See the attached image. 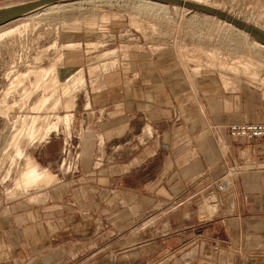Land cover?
Wrapping results in <instances>:
<instances>
[{
    "label": "rangeland",
    "instance_id": "1",
    "mask_svg": "<svg viewBox=\"0 0 264 264\" xmlns=\"http://www.w3.org/2000/svg\"><path fill=\"white\" fill-rule=\"evenodd\" d=\"M24 1L0 0V7ZM206 1L264 27V0ZM157 3L59 0L0 26V215L45 200L57 183L86 177L87 164L99 169L153 138L162 141L178 111L169 121L146 119L111 141L87 133L93 97L115 91L141 64L155 61L178 71L191 114L206 115L207 130L217 138L230 134L232 123L264 115V48L217 15ZM42 173L52 179L22 186ZM205 197L198 203L210 211ZM163 218L150 214L126 235L115 234L109 222L97 223L95 264H137L152 234L163 229Z\"/></svg>",
    "mask_w": 264,
    "mask_h": 264
},
{
    "label": "crops",
    "instance_id": "2",
    "mask_svg": "<svg viewBox=\"0 0 264 264\" xmlns=\"http://www.w3.org/2000/svg\"><path fill=\"white\" fill-rule=\"evenodd\" d=\"M155 64L137 66L115 91L93 97L87 133L111 141L146 119L169 121L178 111V121L162 141L153 138L99 169L87 164L86 177L0 215V264H95L97 223L126 235L154 213L164 214L163 229L137 264H264V137L208 132L207 116L191 114V100L181 96L180 73ZM229 170V187L207 199L212 210H202L206 197L197 192Z\"/></svg>",
    "mask_w": 264,
    "mask_h": 264
},
{
    "label": "water",
    "instance_id": "3",
    "mask_svg": "<svg viewBox=\"0 0 264 264\" xmlns=\"http://www.w3.org/2000/svg\"><path fill=\"white\" fill-rule=\"evenodd\" d=\"M59 0H28L20 3H15L0 7V26L8 23L12 20H15L22 15L37 9L41 6L57 2ZM164 2L178 3L183 4L189 8L196 10L208 12L219 16L222 19H225L239 28H242L248 31L254 38L258 41L264 43V28L260 27L254 23L248 22L236 15H233L229 11L221 9L219 7L212 6L207 3L198 2L195 0H158Z\"/></svg>",
    "mask_w": 264,
    "mask_h": 264
},
{
    "label": "built area",
    "instance_id": "4",
    "mask_svg": "<svg viewBox=\"0 0 264 264\" xmlns=\"http://www.w3.org/2000/svg\"><path fill=\"white\" fill-rule=\"evenodd\" d=\"M228 131L230 135L238 138L256 140L264 137V120L253 122H235L229 125ZM234 171H227L226 174L220 177H210L207 184L206 192L200 190L197 192L203 194V196L213 197V195L219 190H225L230 185V178Z\"/></svg>",
    "mask_w": 264,
    "mask_h": 264
},
{
    "label": "bare ground",
    "instance_id": "5",
    "mask_svg": "<svg viewBox=\"0 0 264 264\" xmlns=\"http://www.w3.org/2000/svg\"><path fill=\"white\" fill-rule=\"evenodd\" d=\"M146 1H152V2H157V0H146ZM195 1H198V2H202V3H207V4H210V5H212V6H215V7H219V8H221V9H224V8H222L221 6H219V5H215V4H211V3H209V2H207L206 0H195ZM160 1H158V3H159ZM157 3V4H158ZM160 4V3H159ZM174 4H177V5H175V6H182V7H187V6H185V5H183V4H178V3H174ZM224 10H226V9H224ZM226 11H228V10H226ZM230 13H232L233 15H236L235 13H233V12H231V11H229ZM213 15H215V14H213ZM216 16V15H215ZM236 16H238V15H236ZM239 17V16H238ZM221 20H224V21H226V22H228V23H230V24H232V25H234L233 23H231V22H229V21H227V20H225V19H222V18H220ZM16 20V19H15ZM12 21H14V20H12ZM12 21H10V22H12ZM225 22V23H226ZM231 26V25H230ZM235 27H237L236 25H234ZM261 27V26H260ZM238 28V27H237ZM264 28V27H263ZM240 30H242L243 32H244V34L246 35V36H248V37H250V38H252V40H253V43L255 44V45H257V46H260V47H262V48H264V43H262V42H260V41H258L256 38H254L248 31H246V30H244V29H242V28H239ZM11 32V31H10ZM5 34H3V36H4ZM54 70H55V66H52L49 70H44V76H46L47 75V73H52V72H54ZM63 87V86H62ZM64 87H65V89H66V91L65 92H69V90H70V86H69V83H68V81L66 82V83H64ZM51 94V93H50ZM49 100H50V97H48L46 100H45V103H43L40 107H39V109H38V111H40L44 106H46V103L47 102H49ZM69 106H71V104L69 105ZM67 116V115H66ZM38 119V117L36 118V120ZM67 119V118H66ZM64 122L68 125V121L67 120H65V118H64ZM33 138V137H32ZM52 179V176L50 175V174H48V173H42V175H41V177L38 179H34L33 180V182H31L30 184H24V185H22V186H28V188H30V187H32L33 185H36V184H39L41 181H49V180H51ZM41 184V183H40ZM39 184V185H40ZM42 185V184H41ZM208 208V207H207ZM213 208V207H212ZM211 209V208H210Z\"/></svg>",
    "mask_w": 264,
    "mask_h": 264
}]
</instances>
